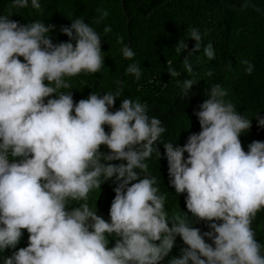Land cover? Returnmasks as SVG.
Returning <instances> with one entry per match:
<instances>
[{"label": "clouds", "instance_id": "9594fccd", "mask_svg": "<svg viewBox=\"0 0 264 264\" xmlns=\"http://www.w3.org/2000/svg\"><path fill=\"white\" fill-rule=\"evenodd\" d=\"M29 2L41 8L39 0H12V7ZM98 11L100 19L108 15ZM10 17L0 15V253L9 250L2 264H161L166 257V264H264V243L252 226L264 211V141L244 150L240 137L253 118L237 111L226 88L210 85L193 113L200 130L174 146L139 100L123 98L114 109L119 88L74 101L70 78L104 66L102 34L90 23L72 19L60 27L68 40L54 43L55 25ZM187 39L195 44L183 59L186 78L177 79L181 97L197 83L189 57L200 53L202 33L191 28ZM117 43L132 60L131 47L122 37ZM175 46L179 54L187 49L185 39ZM202 55L215 59L211 41ZM241 63L251 75L253 64ZM125 71L141 77L135 62ZM254 118L264 128V115ZM154 142L163 144L168 185L184 194L187 211L170 215L165 207L167 194L149 170V161L161 158ZM109 181L115 195L106 220L89 200ZM199 222L208 230L194 226ZM25 231L27 244L17 247ZM177 236L185 246L171 256Z\"/></svg>", "mask_w": 264, "mask_h": 264}, {"label": "trees", "instance_id": "16d2710c", "mask_svg": "<svg viewBox=\"0 0 264 264\" xmlns=\"http://www.w3.org/2000/svg\"><path fill=\"white\" fill-rule=\"evenodd\" d=\"M41 8L34 10L30 2L27 8L12 7V0H0V15H11L10 19L20 23L41 20L50 29L53 42L67 41L68 37L60 32L61 26H68L71 20L80 17L90 23L102 34L101 50L104 66L95 74H80L70 78L74 101L86 98L90 92L103 93L121 90L114 102L119 107L123 98L139 100L147 105L148 114L158 117L167 128L163 140H171L173 145H183L191 132H198L199 124L194 110L207 98L210 85L220 83L229 92L230 99L237 111L252 119V126L241 135L242 147L253 140L264 141V128L256 124L254 116L264 115V0H39ZM246 5V6H244ZM108 15L100 19V12ZM99 21V22H97ZM109 26L111 31L103 33ZM191 28L202 33L201 51L193 52L189 60L194 64L197 83L192 86L188 96L181 97L177 79L186 78L183 72V59L194 47L195 41L188 38ZM117 37L123 38L134 51L132 60L125 59ZM187 49L176 52V44L184 40ZM212 42L215 59L208 61L202 55L203 45ZM22 60V58H20ZM253 64L251 75L245 72L242 60ZM181 71L173 78L168 73L169 65ZM135 62L141 69V77L136 80L127 73V66ZM211 70L212 75L205 73ZM62 91H66L62 89ZM47 99V98H46ZM187 128V129H186ZM105 131H108L105 126ZM160 152L159 160L149 161V170L160 179V189L167 194L165 207L172 212L187 211L183 195L178 196L168 185L167 161L161 142H154ZM101 150H106L101 146ZM187 156V153H185ZM126 161H110L121 163ZM139 171V170H137ZM115 184L105 182L100 190L90 194L89 204L96 203L97 213L106 220L111 200L114 198ZM171 226V224H169ZM194 226L207 231L203 222ZM256 239L264 243V211L257 213L252 224ZM206 242H209L206 238ZM114 241L110 239L109 246ZM27 244V233L17 247ZM179 236L170 255L179 254L184 247ZM9 255V250L0 257ZM168 257L161 264H166ZM2 264V260H0Z\"/></svg>", "mask_w": 264, "mask_h": 264}]
</instances>
